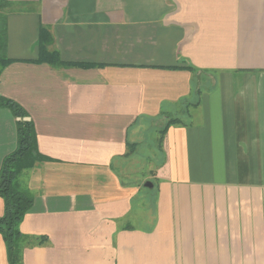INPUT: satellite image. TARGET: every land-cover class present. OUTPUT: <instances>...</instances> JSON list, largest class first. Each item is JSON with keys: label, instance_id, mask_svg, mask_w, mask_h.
<instances>
[{"label": "crops", "instance_id": "1", "mask_svg": "<svg viewBox=\"0 0 264 264\" xmlns=\"http://www.w3.org/2000/svg\"><path fill=\"white\" fill-rule=\"evenodd\" d=\"M8 1L0 95L39 157L22 264H264V0ZM41 26L72 66L37 62Z\"/></svg>", "mask_w": 264, "mask_h": 264}, {"label": "trees", "instance_id": "2", "mask_svg": "<svg viewBox=\"0 0 264 264\" xmlns=\"http://www.w3.org/2000/svg\"><path fill=\"white\" fill-rule=\"evenodd\" d=\"M14 9L8 0H0V69L11 63L5 56L6 17ZM52 37L49 30L41 26L39 31L38 63H47L52 67H69V63L60 60L57 51L49 47ZM0 107L7 108L16 122V147L6 155L0 165V198L3 213L0 216V236L6 250L8 264H22V243L26 236L19 230V224L32 205L33 197L21 178L38 160L35 145V131L32 121L24 120L27 112L16 101L0 95ZM174 121V120H171Z\"/></svg>", "mask_w": 264, "mask_h": 264}, {"label": "rangeland", "instance_id": "3", "mask_svg": "<svg viewBox=\"0 0 264 264\" xmlns=\"http://www.w3.org/2000/svg\"><path fill=\"white\" fill-rule=\"evenodd\" d=\"M153 137H155V132L153 131V129L148 130L147 138H149L150 141H153Z\"/></svg>", "mask_w": 264, "mask_h": 264}]
</instances>
